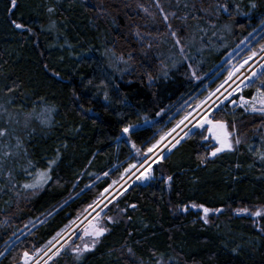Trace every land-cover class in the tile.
<instances>
[{
	"label": "trees",
	"instance_id": "1",
	"mask_svg": "<svg viewBox=\"0 0 264 264\" xmlns=\"http://www.w3.org/2000/svg\"><path fill=\"white\" fill-rule=\"evenodd\" d=\"M148 1L18 0L9 11V0H0V130H7L0 136V264L25 263V252L27 263L35 260L192 110L202 96L200 78L264 22V0H227L229 14L212 0L204 6L160 0L167 13L177 2L182 8L169 21L177 33L172 39L159 13L150 19L141 13L140 3ZM204 8L211 22L232 30L228 46L219 50L223 45L215 42L220 48L200 64L188 45L212 31L194 28L206 26ZM136 29L150 35L138 42ZM177 38L187 47V61ZM262 81L264 70L244 96L264 90ZM41 116L50 123H41ZM210 117L226 122L233 141L241 142L210 159L206 130L184 137L161 166L171 184L126 193L116 216L110 203L98 220L109 229L95 248L56 264H264V216H234L243 207L264 209V116L226 103ZM130 124L133 131L122 133ZM43 172L50 179L24 187ZM203 208L212 210L208 224ZM51 259L42 264H55Z\"/></svg>",
	"mask_w": 264,
	"mask_h": 264
},
{
	"label": "rangeland",
	"instance_id": "2",
	"mask_svg": "<svg viewBox=\"0 0 264 264\" xmlns=\"http://www.w3.org/2000/svg\"><path fill=\"white\" fill-rule=\"evenodd\" d=\"M193 1V0H192ZM201 6H204L208 3H210V0H199ZM212 2H215L216 6L218 8H221L222 14H229L230 7L228 6L227 0H212ZM159 3L160 7H157V4ZM167 5H170V3H166ZM223 6H227V11L224 10ZM206 7V6H205ZM240 7V6H239ZM141 13L148 17L149 19L152 17H155L158 13L164 17L165 14L169 16V19L167 21L164 20V28H168L167 25L169 24V21L171 19L177 17L179 15V9L180 4L177 2L174 5L173 12H165L164 5L160 2V0H149L147 3H140L139 5ZM161 8L163 9V12H161ZM147 9V11H145ZM210 9V8H209ZM209 9L204 8L203 14L206 16V19L208 22H206V26L203 27H197L194 28H211V32L208 33L207 29L202 32L203 37H201L202 41H196L195 39H192L190 42V45H188V49L195 50L194 54L197 58V62L200 64L205 63L209 57H211V52L213 49V53L217 51L219 46H215V42H218L223 45V47L219 50H223L225 47L228 46L226 38H228L231 34L232 25L225 26L223 23H220L218 21L212 22L209 20ZM219 13V11H217ZM238 12H240L238 8ZM172 13H175V15H171ZM233 15V14H232ZM240 18V16H239ZM238 18V19H239ZM219 21H221L223 18L220 16L217 17ZM214 22V23H213ZM129 27H133L131 22L128 20ZM129 27H126L124 30L125 41L129 40ZM227 28V29H224ZM169 32L167 35H169L172 39H175L176 37H173L171 35V32L174 31L173 29H169ZM228 31V32H227ZM264 34V22L263 24L256 29V31L252 34V37L250 40H246L243 43L239 44L235 49H233L220 63L214 67L207 75H204L200 78V80L205 81L204 87L201 89L200 94H202L201 99L198 101V103L192 107V110L189 111L186 115L191 113L192 115L189 116L187 120H185V116L181 118L174 127L167 133H165L164 136L165 139L161 141V138L159 141V145L152 153H148L146 158L141 160L140 162L131 164L123 173V176L121 180L117 183H115L111 188L108 189V192L101 196L97 202L99 201V205L95 203L92 207L87 209L81 216L78 217V219L73 220L72 222L68 223L67 226L60 231V235L56 238L58 241L55 246H53L52 249L48 250V248L55 243L56 240L53 241V243L48 245L43 251H41L35 258V260H32L30 263L27 264H42L49 256H52L51 261L54 260V263L56 264V261L63 257L65 259L69 258L70 255L74 253V247L73 244L75 241L76 236L80 233L79 229L83 226H89L90 223H97V221L100 219L101 214L105 213V210L107 207H104L105 204L107 206L110 204L109 201H111L115 197V193L118 190H123L126 186L128 187L130 181L134 178L139 179L140 174L145 170V168L148 167L149 164L152 166L161 160V157L165 158L173 148L177 146V141L179 142L186 136H190L197 128H194L193 125L197 123V121L200 119L202 115L205 113L208 114V117L216 111V105H220V108L224 106L226 103L229 104V106L233 109H241L240 104L242 103L241 97L244 98V100H251L246 98L244 96V90L248 88L255 80L258 78V76L261 74V72L264 70V42L263 44H260V38ZM128 36V37H127ZM228 36V37H227ZM128 39V40H127ZM179 54L184 57V60L187 61L185 51L187 50V47L182 46L181 42L177 45ZM181 48H183V51H181ZM214 57V56H213ZM212 59V57H211ZM119 64H122L123 59L117 57L115 59ZM206 60V61H205ZM194 72V71H193ZM192 72V73H193ZM235 73V75L232 76L231 79L229 78L230 73ZM195 73V72H194ZM221 78L219 81L218 79ZM196 80L198 78L196 77ZM217 82L216 85H214L213 88H210L211 85L214 82ZM227 81V83H225ZM224 85V87H220L221 85ZM217 88H220V91L217 92ZM263 89V85L261 87ZM211 93H216L214 96L211 97L210 100L207 101L206 104H203L201 107H197V105H200L202 101H205ZM258 95V93L256 94ZM255 95V96H256ZM219 108V109H220ZM246 113H252V112H246ZM195 117V119H193ZM12 117H8V119H11ZM26 121H30L31 118L25 117ZM51 119V116H50ZM21 119L20 121H22ZM184 120V123L181 124L180 121ZM39 121V120H38ZM175 129V131H173ZM207 142H210V146L214 148V143L207 139ZM175 145V147H173ZM170 148L162 153L166 148ZM213 148L210 149V151H213ZM210 154V153H209ZM166 159V158H165ZM145 161L143 164V167H138L140 163ZM132 165H136L135 168H132ZM152 170V168H151ZM122 182V183H121ZM121 183V184H120ZM118 185H120L118 187ZM115 187H118L114 190ZM246 210V211H245ZM256 211H261L264 213V209L262 208H253V207H243L241 209H237L234 213V216H251L254 218H257L258 216L252 215V213ZM97 213H99V217L97 216ZM210 218H208V223ZM102 226L101 222H99ZM207 223V224H208ZM62 237V238H61ZM56 241V242H57ZM86 242L91 244V238H86ZM79 245L82 246V241L78 240ZM63 246V247H62ZM57 250H59V253H57ZM9 248L4 251V253H8ZM3 254L2 256H4ZM34 259V258H32ZM71 259H74L71 257ZM61 260V259H60ZM62 261V260H61ZM155 264H162L163 261L156 260ZM25 264V263H21Z\"/></svg>",
	"mask_w": 264,
	"mask_h": 264
},
{
	"label": "snow or ice",
	"instance_id": "3",
	"mask_svg": "<svg viewBox=\"0 0 264 264\" xmlns=\"http://www.w3.org/2000/svg\"><path fill=\"white\" fill-rule=\"evenodd\" d=\"M9 3H10L9 11L18 7V0H9ZM252 6L255 7L254 4ZM157 7H160L159 3L157 4ZM185 7H187V5H185ZM223 7H224V10L227 11V6H223ZM48 11L52 12L53 9L49 8ZM145 11H147V9H145ZM161 12H163L162 8H161ZM171 15H175V13H172ZM163 18L165 21H167L169 19V16L167 14H165ZM12 23L14 24L15 28H17V29H24L25 28V25L22 23H16L15 21H12ZM167 27L169 29H171V24H168ZM27 30L29 32L31 31L30 28ZM133 35L137 38L138 42H143L144 36L150 35V33H141L138 29H136L133 32ZM171 35L173 37H176L177 36L176 31H172ZM176 43L180 44L179 38L176 39ZM148 46L151 47V44L149 43ZM181 51H183V48H181ZM121 59H123V58L121 57ZM129 59H132L131 53H129ZM124 62L127 63V61H124ZM57 75H59V74L57 73ZM165 75H166V73H165ZM233 75H235L234 72L230 73L228 79H231ZM148 79H149V82H151L152 76L149 75ZM262 82H264V81H262ZM89 83H91V82H89ZM225 83H227V81ZM105 87H106V85H105ZM220 87L222 88V87H224V85L222 84ZM216 91L219 92L220 88H217ZM257 93H258V95L253 96L251 98V100H244V98L241 97L242 103L240 104V107L242 109H244L245 112L250 111L252 113H259L262 116H264V90L257 89ZM215 94L216 93H211L209 95V97L205 101H202L200 105H197V107L199 108L203 104H206L207 101L210 100L211 97L214 96ZM104 99H105V101L109 100V96H108L107 92L104 93ZM219 108H220V105L217 104L215 110H219ZM89 111H91V110L89 109ZM48 115H50V113ZM191 115L192 114L189 113L188 115L185 116L184 119L187 120L189 118V116H191ZM37 118L41 120V123H50V120H48L47 117H45V116H41V117H37ZM193 119H195V117H193ZM180 123L183 124L184 120H181ZM205 125L208 126L207 131L210 133L211 138L214 139L217 142V144L219 145V147H216L215 150L211 152V156H213V157H215L217 155V153H220V152L232 151L233 150V143L239 144L241 142L239 140V138H235V140L233 141L232 133L228 131L229 126L226 124V122L210 119L208 117L207 113L202 115L200 117V119L197 121V123L195 125H193V127L194 128H204ZM231 127L234 128L235 125L233 124V125H231ZM134 128H135V126L130 124L128 126L123 127L121 129V131L124 134H129L130 132L133 131ZM173 131H175V129H173ZM6 134H7V130H0V136H5ZM208 138L209 137H204L205 140H207ZM164 139H165V137L162 136L161 141H163ZM161 141H157L156 144H153L150 148H148V153H152L154 151V149L157 148V146L159 145V143ZM177 143H179V141H177ZM17 146H19V145H17ZM133 147H135V145H133ZM173 147H175V145H173ZM137 151H139V150H137ZM161 158H163V157H161ZM260 158L262 160H264V155H261ZM131 167L135 168L136 165H132ZM141 167H143V163L141 164ZM151 168H152V165L149 164L148 167L145 168V170L141 173V177L144 180H148L151 178ZM138 178H140V177H138ZM48 179H50V177L48 176L47 172L39 173L37 175L36 183L25 184L24 187L25 188H30V187L35 188V187L40 186L43 183H45ZM167 180L171 181L172 177L171 176L167 177ZM107 192H108V189L106 188L105 193H107ZM101 195L103 196L104 193H102ZM96 203H97V205H99V201ZM109 203H111V201H109ZM89 207H91V205ZM104 207H107V204H105ZM130 207L135 208L136 205H130ZM194 207H195V205H194ZM200 207H203V206H200ZM183 210L187 211L188 209H187V207H185ZM121 211H123V210H121ZM210 211H212V210H210L208 208H203V214L204 215L202 218L204 220V223H208V214ZM215 211L219 212L221 210L216 209ZM252 215L264 216V213H262L261 211H256V212L252 213ZM97 216L99 217V213H97ZM107 220L110 223H118L117 220H115L113 217H110V216L107 217ZM107 231H108V229L106 227L102 226L99 223V221H97V223H90L89 226L84 229L83 235H81L79 237V239L82 241V246L81 245H75L74 246L73 250L77 253L78 258H79V256H82L84 253L92 251L95 248L96 244L99 243L100 238L103 237ZM59 235H60V233H57V236H59ZM85 237L91 238V244H89L88 242L85 241ZM53 240H56V237H53ZM52 243H53L52 241H49L50 245ZM129 251H131V250H129ZM58 253H59V250H57L56 254H58ZM28 256H29V254L27 252H25L24 253L25 264H27Z\"/></svg>",
	"mask_w": 264,
	"mask_h": 264
},
{
	"label": "flooded vegetation",
	"instance_id": "4",
	"mask_svg": "<svg viewBox=\"0 0 264 264\" xmlns=\"http://www.w3.org/2000/svg\"><path fill=\"white\" fill-rule=\"evenodd\" d=\"M207 125H205V127L204 128H197V130H195V132H193L191 135H196L198 132H200V131H205L206 130V136L207 137H209V140L210 141H212L213 143H214V148H213V151L215 150V148L216 147H219V145L217 144V142L214 140V139H212L211 138V135H210V133L207 131ZM179 141V140H178ZM170 148V146L168 147V148H166L162 153H164V152H166L168 149ZM176 148V147H175ZM175 148H173L172 149V151L165 157V158H161V160L159 161V162H156L153 166H152V170H151V178L150 179H148V180H144L142 177H141V174H140V178L139 179H136V178H134V179H132L131 181H130V183H129V185H128V187L126 186L123 190H118L116 193H115V197L111 200V203L113 204V212H115L114 214H115V216L116 215H118V212L119 211H117V208H118V205H119V198L121 197V201L122 202H124V200H123V196L126 194V193H129V194H131L132 192H134V191H136V192H138V190L137 189H143L144 187H156V185H157V183H161V182H163V181H165L166 183H167V185H168V183L169 184H171V182H172V180L171 181H168L167 180V177H164L163 176V172H162V168H161V166H162V164H164L165 162H166V160H167V158L169 159V157L172 155V153H173V151H174V149ZM211 152L212 151H210V154H209V157H210V159H212V158H214L213 156H211ZM222 152H220V153H217V155L218 154H221ZM216 155V156H217ZM139 156V155H138ZM144 158H146V157H144ZM143 158V159H144ZM142 159V160H143ZM140 162V161H139ZM134 163H137V162H134ZM134 163H132V164H134ZM143 164L145 163V161H143L142 162ZM142 163H140L139 164V166L138 167H140L141 166V164ZM122 178V177H121ZM121 180V179H120ZM119 180V181H120ZM118 181V182H119ZM122 183V182H121ZM120 183V184H121ZM120 185H118V187H119ZM118 187H115L114 188V190L116 189V188H118ZM116 220V219H115ZM112 224V223H111ZM104 227H106L107 229H109L108 228V226H104ZM85 228H87V226L85 227V226H83V227H81L80 229H79V231H82V230H84ZM108 232V231H107ZM82 235H83V233H82ZM86 238H89V237H85V239ZM101 239V238H100ZM100 242V241H99ZM98 244V243H97ZM96 244V245H97Z\"/></svg>",
	"mask_w": 264,
	"mask_h": 264
},
{
	"label": "water",
	"instance_id": "5",
	"mask_svg": "<svg viewBox=\"0 0 264 264\" xmlns=\"http://www.w3.org/2000/svg\"><path fill=\"white\" fill-rule=\"evenodd\" d=\"M193 209H195V207H192Z\"/></svg>",
	"mask_w": 264,
	"mask_h": 264
}]
</instances>
